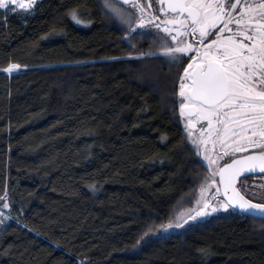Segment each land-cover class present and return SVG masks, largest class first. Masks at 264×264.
<instances>
[{"label":"trees","instance_id":"trees-1","mask_svg":"<svg viewBox=\"0 0 264 264\" xmlns=\"http://www.w3.org/2000/svg\"><path fill=\"white\" fill-rule=\"evenodd\" d=\"M100 4L0 9V198L18 217L0 264H264V219L234 211L136 243L146 222L194 206L206 167L172 103L175 67L128 56ZM9 61L28 67L8 75Z\"/></svg>","mask_w":264,"mask_h":264},{"label":"snow or ice","instance_id":"snow-or-ice-1","mask_svg":"<svg viewBox=\"0 0 264 264\" xmlns=\"http://www.w3.org/2000/svg\"><path fill=\"white\" fill-rule=\"evenodd\" d=\"M36 3L0 0V9L23 16L34 13ZM100 8L121 25L133 49L128 56L141 61L162 57L175 67L172 103L181 118H188L186 140L209 169L194 206L166 223L146 222L136 243L170 229H183L189 221L198 222L197 218L206 219L219 210L233 209L264 219V0H101ZM157 12L164 14L163 19ZM69 15L80 24L91 22L79 19L76 10ZM6 21V15L0 16V22ZM147 35L152 36L151 46L139 50L132 41ZM27 67L9 61L2 71L12 75ZM193 114L207 123L206 136L191 132ZM217 144L220 150L214 159ZM225 156L221 167L219 161ZM241 173L259 174L261 182L249 184ZM217 177L223 198L219 186L213 198L206 197L204 193L218 184ZM90 187L95 190L96 185ZM9 221L18 222V217L11 215V205L0 198V232L10 227Z\"/></svg>","mask_w":264,"mask_h":264},{"label":"flooded vegetation","instance_id":"flooded-vegetation-1","mask_svg":"<svg viewBox=\"0 0 264 264\" xmlns=\"http://www.w3.org/2000/svg\"><path fill=\"white\" fill-rule=\"evenodd\" d=\"M156 7H157V5L155 3H153L152 9L155 10ZM156 14L159 15L161 17V19H163V16H164L163 13L157 12ZM187 119H188L187 117H184L183 118L184 123H185V120H187ZM191 120H192L191 132L195 136H206L207 133H208L207 123L205 121H203V120H198L196 118L195 114L192 115ZM201 126H203L204 131H201ZM185 127H186V124H185ZM215 127L219 128V125H216ZM214 138H215V133L213 134V139ZM209 148H211V144H209ZM219 150H220V145L217 144L216 145L215 152L212 153L214 159H215V154L218 153ZM248 151H252V149H249ZM226 159H227V156H225L224 159H222V160L219 161V164H220L221 167L223 166V164H224V162H225ZM242 177H244L247 180V183H249L252 179L259 180L261 178V176L259 174H254V175L247 174V175H244ZM217 181H218L217 186H219V177H217ZM249 184H254V182H251ZM238 186H239V183H238ZM219 195H220V193H219ZM220 197L223 198L221 195H220ZM228 211L237 212V211H235L233 209H229Z\"/></svg>","mask_w":264,"mask_h":264},{"label":"rangeland","instance_id":"rangeland-1","mask_svg":"<svg viewBox=\"0 0 264 264\" xmlns=\"http://www.w3.org/2000/svg\"><path fill=\"white\" fill-rule=\"evenodd\" d=\"M209 173V169L208 168H206V175ZM251 182H254V184H258V183H260L261 182V178L259 179V180H255V179H252L249 183H251ZM217 188V185H212V187L209 189V191L208 192H205L204 193V195L206 196V197H209V198H213L212 197V194L215 192V189ZM185 210V209H184ZM223 212H228V210L227 211H224V210H219V211H217L216 213H212L211 215H209V216H212V215H214V214H220V213H223ZM233 212V211H232ZM208 216V217H209ZM197 220H200L199 218H197ZM190 222V221H189ZM192 222V221H191ZM176 229H170L168 232H170V231H175Z\"/></svg>","mask_w":264,"mask_h":264},{"label":"water","instance_id":"water-1","mask_svg":"<svg viewBox=\"0 0 264 264\" xmlns=\"http://www.w3.org/2000/svg\"><path fill=\"white\" fill-rule=\"evenodd\" d=\"M244 175H247L246 173H241V177L242 176H244ZM239 177H238V179H237V186H238V183H239ZM219 186H220V189H221V195H222V188H223V186H222V184H219ZM248 216H252V215H248ZM252 217H255V216H252ZM256 218H258V217H256Z\"/></svg>","mask_w":264,"mask_h":264},{"label":"bare ground","instance_id":"bare-ground-1","mask_svg":"<svg viewBox=\"0 0 264 264\" xmlns=\"http://www.w3.org/2000/svg\"><path fill=\"white\" fill-rule=\"evenodd\" d=\"M198 221H201V220H198Z\"/></svg>","mask_w":264,"mask_h":264}]
</instances>
